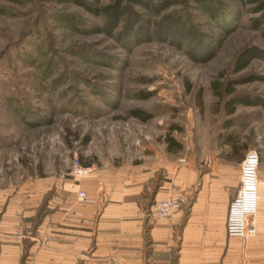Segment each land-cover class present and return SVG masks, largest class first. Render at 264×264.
<instances>
[{"label":"rangeland","instance_id":"rangeland-1","mask_svg":"<svg viewBox=\"0 0 264 264\" xmlns=\"http://www.w3.org/2000/svg\"><path fill=\"white\" fill-rule=\"evenodd\" d=\"M125 2L140 27L130 45L121 36L125 18L107 36L102 17L75 0H0V195L41 199L46 209L50 187L80 180L71 175L75 158L124 180L131 173L161 179L181 158L207 162L227 133L241 155L259 153L264 177V61L233 74L239 51L264 49L254 27L258 2ZM249 78L255 81L234 90L262 105L237 106L228 116L212 83L223 89ZM133 110L151 118L143 122ZM170 138L181 147L168 149Z\"/></svg>","mask_w":264,"mask_h":264},{"label":"crops","instance_id":"crops-1","mask_svg":"<svg viewBox=\"0 0 264 264\" xmlns=\"http://www.w3.org/2000/svg\"><path fill=\"white\" fill-rule=\"evenodd\" d=\"M222 144L204 164L181 158L161 179L131 173L124 180L89 167L88 176L49 188L55 194L45 213L41 199L0 195V264H264L263 226L247 240L226 236L246 153ZM178 194L187 198L181 212L149 217L154 202Z\"/></svg>","mask_w":264,"mask_h":264},{"label":"trees","instance_id":"trees-1","mask_svg":"<svg viewBox=\"0 0 264 264\" xmlns=\"http://www.w3.org/2000/svg\"><path fill=\"white\" fill-rule=\"evenodd\" d=\"M76 3L82 7L86 12L93 14L95 16H101L103 19V26L101 28V32L107 36H113L114 31L119 26L120 22L123 18L125 21V29L123 30L121 36L126 40L127 44L130 45L133 43L132 39L137 38L140 35V27L138 28V18L137 15L132 13L130 9V5L126 0H115L113 3L108 5H101L98 3L99 0H95V2H87L84 0H75ZM197 3L204 5L206 8L209 5V0H194ZM258 2V10L257 13H260L259 18L255 21L254 27L256 30H259L264 37V0H255ZM210 8V7H209ZM214 12V10H211ZM217 10H215L216 13ZM61 19L69 24L70 26L77 27L78 23H76L74 19L70 16L63 15ZM141 25V24H140ZM134 40V39H133ZM209 54L204 56L202 60L205 61L209 59ZM254 60L264 61V49H261L256 46H250L242 49L236 55L233 62V74H238ZM255 78H249L248 80H230L227 82L225 88H221L222 84L219 82L212 83V89L214 91V95L219 99L224 101V105L227 109V115L232 116L235 113V109L237 106H261L262 102L260 99L255 98L252 100L248 99H240L234 90L235 85H240L246 82H253ZM131 115L143 122L149 120L151 117L149 114L145 113L141 110H133ZM232 127L230 121H226L224 124V129L227 130ZM224 145L229 146L231 149H236V139L233 138L232 134H225L224 136ZM171 145H175L177 147H181L180 144L176 143L172 138L168 139V149H170ZM42 212H46L45 208Z\"/></svg>","mask_w":264,"mask_h":264},{"label":"built area","instance_id":"built-area-1","mask_svg":"<svg viewBox=\"0 0 264 264\" xmlns=\"http://www.w3.org/2000/svg\"><path fill=\"white\" fill-rule=\"evenodd\" d=\"M260 156L255 150L246 152L240 164V183L235 197L228 206L225 232L228 238L249 239L255 237L260 226L264 228L261 221L260 209L264 201V183L259 178ZM91 173L89 167H84L75 158L71 175L81 179ZM87 195L84 191L77 192V200L85 201ZM187 204V198L183 194L170 196L154 202L148 215L152 220H167L181 212ZM17 236L23 237L24 232L19 229Z\"/></svg>","mask_w":264,"mask_h":264}]
</instances>
